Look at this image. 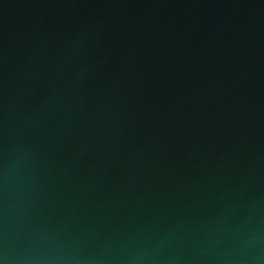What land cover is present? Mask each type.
I'll return each mask as SVG.
<instances>
[{
    "label": "water",
    "instance_id": "obj_1",
    "mask_svg": "<svg viewBox=\"0 0 264 264\" xmlns=\"http://www.w3.org/2000/svg\"><path fill=\"white\" fill-rule=\"evenodd\" d=\"M0 264H264V0H0Z\"/></svg>",
    "mask_w": 264,
    "mask_h": 264
}]
</instances>
